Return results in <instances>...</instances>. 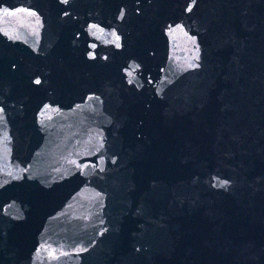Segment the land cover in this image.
Wrapping results in <instances>:
<instances>
[{
    "label": "water",
    "instance_id": "1",
    "mask_svg": "<svg viewBox=\"0 0 264 264\" xmlns=\"http://www.w3.org/2000/svg\"><path fill=\"white\" fill-rule=\"evenodd\" d=\"M264 148V0H221Z\"/></svg>",
    "mask_w": 264,
    "mask_h": 264
},
{
    "label": "snow or ice",
    "instance_id": "2",
    "mask_svg": "<svg viewBox=\"0 0 264 264\" xmlns=\"http://www.w3.org/2000/svg\"><path fill=\"white\" fill-rule=\"evenodd\" d=\"M65 2H66V0H65ZM189 10H191V9H189ZM117 39H119V37H117ZM36 83H37V84H39V83H40V81H39V80H37V81H36Z\"/></svg>",
    "mask_w": 264,
    "mask_h": 264
}]
</instances>
